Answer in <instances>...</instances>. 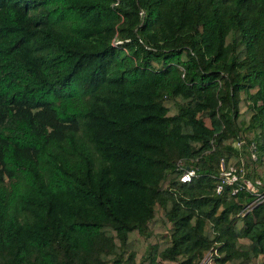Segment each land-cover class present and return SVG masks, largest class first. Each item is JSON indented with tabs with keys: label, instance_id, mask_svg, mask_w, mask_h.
<instances>
[{
	"label": "trees",
	"instance_id": "16d2710c",
	"mask_svg": "<svg viewBox=\"0 0 264 264\" xmlns=\"http://www.w3.org/2000/svg\"><path fill=\"white\" fill-rule=\"evenodd\" d=\"M222 165L264 193V0H0V264H264Z\"/></svg>",
	"mask_w": 264,
	"mask_h": 264
},
{
	"label": "built area",
	"instance_id": "2783aa9c",
	"mask_svg": "<svg viewBox=\"0 0 264 264\" xmlns=\"http://www.w3.org/2000/svg\"><path fill=\"white\" fill-rule=\"evenodd\" d=\"M141 12L142 11H140V13ZM236 143L238 146L241 145V141H238ZM250 151H251V157L253 159H256V152L254 150V145L251 146ZM244 172H245V168L243 166L231 165L229 167H225L224 165H222L219 173L218 182L215 186V191L217 193H221L225 186H229V192L231 194L237 193L243 188H247L251 190L253 193H258L256 187H253V185L250 186V184H248V179L246 178V176H244ZM194 174H195L194 169L187 167L186 169L183 170L180 176V180L188 181L194 176ZM262 200H264V193H258L254 202H259Z\"/></svg>",
	"mask_w": 264,
	"mask_h": 264
},
{
	"label": "rangeland",
	"instance_id": "374dc122",
	"mask_svg": "<svg viewBox=\"0 0 264 264\" xmlns=\"http://www.w3.org/2000/svg\"><path fill=\"white\" fill-rule=\"evenodd\" d=\"M259 171V174L262 175L264 177V173H263V169L262 168H259L258 169ZM252 186V184L250 185ZM254 187V185H253ZM199 264H213V258L212 256L210 255V251L207 252L204 257L202 258V260L199 262Z\"/></svg>",
	"mask_w": 264,
	"mask_h": 264
}]
</instances>
